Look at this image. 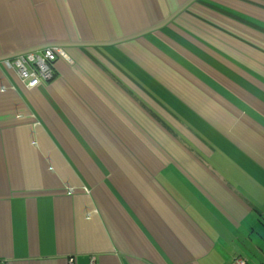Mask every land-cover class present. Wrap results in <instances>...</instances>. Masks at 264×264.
Returning a JSON list of instances; mask_svg holds the SVG:
<instances>
[{
    "label": "crops",
    "instance_id": "obj_1",
    "mask_svg": "<svg viewBox=\"0 0 264 264\" xmlns=\"http://www.w3.org/2000/svg\"><path fill=\"white\" fill-rule=\"evenodd\" d=\"M53 45L0 65V264H264V0H0Z\"/></svg>",
    "mask_w": 264,
    "mask_h": 264
},
{
    "label": "built area",
    "instance_id": "obj_2",
    "mask_svg": "<svg viewBox=\"0 0 264 264\" xmlns=\"http://www.w3.org/2000/svg\"><path fill=\"white\" fill-rule=\"evenodd\" d=\"M59 58L70 61L62 47L53 45L39 51H28L3 58L0 65L5 70L15 73L25 88L33 89L43 82L54 80V66ZM68 190L71 193V189ZM230 264H247V261L235 256Z\"/></svg>",
    "mask_w": 264,
    "mask_h": 264
},
{
    "label": "trees",
    "instance_id": "obj_3",
    "mask_svg": "<svg viewBox=\"0 0 264 264\" xmlns=\"http://www.w3.org/2000/svg\"><path fill=\"white\" fill-rule=\"evenodd\" d=\"M60 59V58H59ZM55 70V69H54ZM56 74V73H55Z\"/></svg>",
    "mask_w": 264,
    "mask_h": 264
}]
</instances>
